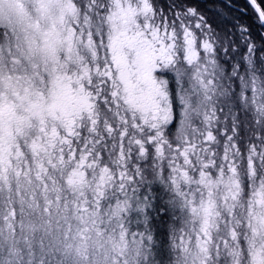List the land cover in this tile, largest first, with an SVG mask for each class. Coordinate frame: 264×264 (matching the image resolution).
<instances>
[{"label": "snow or ice", "instance_id": "1", "mask_svg": "<svg viewBox=\"0 0 264 264\" xmlns=\"http://www.w3.org/2000/svg\"><path fill=\"white\" fill-rule=\"evenodd\" d=\"M0 264H264V0H0Z\"/></svg>", "mask_w": 264, "mask_h": 264}, {"label": "rangeland", "instance_id": "2", "mask_svg": "<svg viewBox=\"0 0 264 264\" xmlns=\"http://www.w3.org/2000/svg\"><path fill=\"white\" fill-rule=\"evenodd\" d=\"M158 190V189H157Z\"/></svg>", "mask_w": 264, "mask_h": 264}]
</instances>
